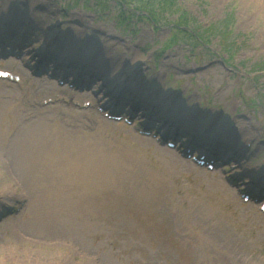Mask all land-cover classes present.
<instances>
[{
	"label": "rangeland",
	"instance_id": "1",
	"mask_svg": "<svg viewBox=\"0 0 264 264\" xmlns=\"http://www.w3.org/2000/svg\"><path fill=\"white\" fill-rule=\"evenodd\" d=\"M124 1L0 0V66L25 80L0 83V264H264V214L227 182L264 178V0H171L156 24ZM54 34L67 63L95 44V71L72 63L87 84L55 80L56 55L40 56ZM107 92L139 122L229 150L207 173L72 102ZM55 94L69 100L44 103ZM79 148L96 156L75 197L87 208L64 221L52 207L71 171L65 157L46 166L43 152Z\"/></svg>",
	"mask_w": 264,
	"mask_h": 264
},
{
	"label": "bare ground",
	"instance_id": "2",
	"mask_svg": "<svg viewBox=\"0 0 264 264\" xmlns=\"http://www.w3.org/2000/svg\"><path fill=\"white\" fill-rule=\"evenodd\" d=\"M6 9H7V7L5 8V11H6ZM29 15H30L29 12L26 13V16L29 17ZM24 24L28 27L27 23L24 22ZM81 42H82V40L79 41V43H81ZM74 45H79V44L74 43ZM65 47H66L65 45L58 46V48L53 53L62 52L65 49ZM85 47L88 48V51H85L86 52L85 54L80 52V51H76L78 53V55H76V57L74 56L75 54H71V55L68 54L69 55L68 58L73 59V62H77V61L82 59V57L79 56V54L84 55V59L81 61H84V63L87 66L86 68H88V66H92L93 63H95V60L92 61V58H94V54H91V56H90L89 53L92 50H93L92 53H96L97 51H95V44L93 42H91V39L87 42ZM65 55H67V54L65 52H63V54L61 56L66 57ZM103 58L105 59V57H103ZM107 60L108 59H106V62H107ZM88 69H90V68H88ZM132 78L133 77H130V76L129 77L127 76L125 78L126 82H128V79L131 80L130 85H129V83L127 85H129V86L132 85L133 88H136L137 84H136V82L135 83L133 82L135 79L133 78V80H132ZM125 79H124V83H125ZM0 83H6L7 84L9 82L0 80ZM119 94H122V92H120ZM78 102H83V101L80 98L75 97V103H78ZM168 122H170V121H168ZM237 134H238V132H237ZM237 134H234L231 132L230 135L234 136V137H231V139L236 138ZM139 139H141V141L145 142L146 144H150V142L148 141L149 139L147 137L139 136ZM154 145L160 149L169 150L165 147H161L162 145H160L159 143H155ZM215 147H216L217 151H224V150H229L230 146H215ZM79 149L80 150H75V151L73 149L75 154H73V155L70 154L69 158H67V155H66L67 152L65 154L64 152H60L58 150L51 151V150H47V149H46L47 151L43 152L44 157H45V161H46V166L53 167V164H55V163H57L56 166H59V163L62 161V158L65 157L66 163L64 164V166H62V168L66 169V170L68 169L69 171H71V173H69L67 175V178H66L67 183L65 185V188L63 189L62 194H61V191L55 193V196H58L60 198L58 200L54 201V205L52 207L53 210H55L56 206L57 207L62 206L64 208L65 211L62 212V214H64V215L62 217H60L64 221H67V220L73 221V219L75 220V218L82 221L83 217L80 216V212H82L84 208H87V206L85 205V201H79L75 197L77 196V194L80 191V184L79 183L87 182L86 177H84V178L81 177V174H80L81 170H84V172H85L89 169L88 167L92 168V165L95 164L93 161V157H96V156L92 152H90L84 148H79ZM169 152H171V151H169ZM78 153H79V155H78ZM172 154H176V152L172 151ZM226 155H229V154H226ZM71 157H73V158H71ZM233 157L237 158V157H242V156L238 155L236 153V149H234ZM82 162H83V164H82ZM20 163H21V160H19V165H20ZM73 170H77V172L79 174L76 175L74 173L75 171H73ZM83 180H85V181H83ZM259 182L261 184H263V186H264V178L263 177L259 180ZM228 189L234 193L238 192L236 189H234V187L228 186ZM62 198L64 199V201H62ZM45 205H47V206L49 205L47 203V201L45 202ZM85 216L89 217L88 213H85Z\"/></svg>",
	"mask_w": 264,
	"mask_h": 264
},
{
	"label": "trees",
	"instance_id": "3",
	"mask_svg": "<svg viewBox=\"0 0 264 264\" xmlns=\"http://www.w3.org/2000/svg\"><path fill=\"white\" fill-rule=\"evenodd\" d=\"M123 2H121V5H123V3H125V1L124 0H122ZM140 2H138V9L137 8H135V9H137V11L136 12H138V16L140 15H142V14H144V16L147 18V19H149V20H151V22H153V23H157L158 21H159V19L161 18V13L165 10V9H167V6H166V4L167 3H172V1L171 0H158V2L157 1H155V0H139ZM140 3V4H139ZM162 8V9H161ZM162 10V12L160 11V10ZM124 10V9H123ZM122 10V11H123ZM126 15H124L123 13H122V15L120 14L119 15V18H121V22H124L125 20H126V17H125ZM180 25H183V23H180ZM186 27V26H185ZM192 33V32H191ZM191 37H193L194 36V34L193 35H190ZM196 37V39L197 38H199V35H196L195 36ZM178 38V37H177ZM176 37H174L172 40H170V42H168V43H166V45L164 46V47H168L169 45H172V44H175V43H177L178 41V39H177Z\"/></svg>",
	"mask_w": 264,
	"mask_h": 264
}]
</instances>
